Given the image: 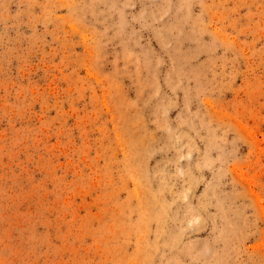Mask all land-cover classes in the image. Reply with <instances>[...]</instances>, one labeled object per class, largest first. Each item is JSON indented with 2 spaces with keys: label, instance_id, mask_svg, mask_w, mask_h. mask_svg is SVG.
<instances>
[{
  "label": "rangeland",
  "instance_id": "1",
  "mask_svg": "<svg viewBox=\"0 0 264 264\" xmlns=\"http://www.w3.org/2000/svg\"><path fill=\"white\" fill-rule=\"evenodd\" d=\"M0 264H264V0H0Z\"/></svg>",
  "mask_w": 264,
  "mask_h": 264
}]
</instances>
